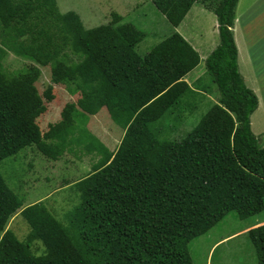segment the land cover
Wrapping results in <instances>:
<instances>
[{
	"label": "trees",
	"instance_id": "trees-1",
	"mask_svg": "<svg viewBox=\"0 0 264 264\" xmlns=\"http://www.w3.org/2000/svg\"><path fill=\"white\" fill-rule=\"evenodd\" d=\"M150 2L173 29L193 4L216 20L218 44L204 68L217 104L175 142L158 140L154 125L188 91L183 78L199 63L178 33L139 56L142 33L117 15L85 29L75 13H59L54 0H0V161L30 146L50 161L72 145L98 156L74 184L79 202L66 227L41 202L20 211L29 228L24 243L1 234L21 201L0 175V264H192L187 245L227 214L243 220L264 211V147L249 128L257 100L238 74L231 32L237 0ZM7 53L48 67L53 85H72L79 94L44 133L35 120L45 113L43 100H53L51 88L37 93L32 64L6 72ZM101 109L122 130L114 151L83 126L75 136L74 118ZM247 238L256 264H264V223ZM33 241L43 247L39 257L29 251Z\"/></svg>",
	"mask_w": 264,
	"mask_h": 264
},
{
	"label": "rangeland",
	"instance_id": "rangeland-1",
	"mask_svg": "<svg viewBox=\"0 0 264 264\" xmlns=\"http://www.w3.org/2000/svg\"><path fill=\"white\" fill-rule=\"evenodd\" d=\"M54 1L59 13H75L85 29L107 24L112 15L119 16V23H129L142 33L143 38L135 47L139 56H143L173 31L198 42L209 39L217 41V34L212 30L213 25L210 21L212 14L204 11L199 4L192 5L176 30L171 28L164 17L156 11L150 0ZM252 1L239 0L235 14H243L247 4ZM255 3L257 9L255 16L258 17L256 21L262 24L264 23V0H255ZM257 30L260 29H257L256 24L253 23L249 40L257 38ZM238 41L239 54L245 61L244 69L249 74L247 49L241 35ZM205 43L207 42L203 44ZM254 46L257 45L253 43ZM258 47L259 49L264 48V37L258 39ZM202 51L199 50L200 54L203 53ZM68 60H73V57L70 56ZM29 64L39 69V76L34 83L37 93L41 96L42 92L50 87L53 95L51 102L46 103L43 100L45 113L35 120L40 133H44L48 124L59 121L62 107L68 103L75 104L79 94L72 85H53L50 82L48 67L37 66L10 53H7L2 60V67L8 73L21 71ZM239 71L243 74L241 69ZM243 76L246 80L249 79L244 74ZM183 81L188 86V91L180 97L176 105L166 110L155 122L154 128L158 140L175 142L182 139L192 130L203 114L212 105L217 104L218 93L205 72L203 59L199 61L194 70L186 75ZM74 120L75 136L78 135L79 128L83 126L89 135L102 141L108 151L117 147L122 130L110 120L105 109L99 110L94 116H87L85 120L77 115ZM258 146H262L261 141L258 142ZM69 149L58 160L50 161L40 155L34 146H30L20 150L13 157L0 161L2 179L21 201L20 208L8 218L1 234L9 231L19 242L24 243L29 228L20 217V211L38 202H41L49 214L63 227L67 226L66 216L79 202L74 184L91 172V167L98 159L94 153H85L81 146L72 145ZM263 222L264 211L243 220L237 219L232 213L227 214L206 234L187 245L191 263L256 264L253 249L247 238V231ZM29 251L34 257H39L44 250L40 242L33 241L29 244Z\"/></svg>",
	"mask_w": 264,
	"mask_h": 264
},
{
	"label": "crops",
	"instance_id": "crops-1",
	"mask_svg": "<svg viewBox=\"0 0 264 264\" xmlns=\"http://www.w3.org/2000/svg\"><path fill=\"white\" fill-rule=\"evenodd\" d=\"M238 2H239V0H237L235 8H234V20H233L232 28H231L232 37H233L234 45L236 48V66H237L238 74L240 75L243 84L256 97L257 105H256L255 110L252 112V114L249 117V128H250V132L252 133V135L256 139L257 145H258V142L261 141V143H262L261 147H264V53H263L264 48L259 49V47H258V39L260 37L261 38L264 37V23L259 24L256 21L258 19V17L255 16L256 10H257L255 8V6H256L255 0H253L251 3L248 2L249 4H247L246 9H244V11H243V14L241 13V14L236 15L235 11H236ZM203 10L206 11L204 8H203ZM208 13H210V12H208ZM210 14H212V13H210ZM241 20H242V24H241ZM210 21L212 22V25H213L212 30H214L217 34L216 20H215V17L213 14H212V19H210ZM253 23L256 24V28L260 29V30H257L258 35H257V38H255V40H254V38L249 40L248 37H249V34L251 35L250 30L252 28ZM180 24L175 28L176 30L178 29ZM260 32H261V35H260ZM179 35L193 48L194 51L197 52L198 57H199V61L201 59H203V61H204L206 56L218 44V36L217 35H216L217 41H213V40L209 39L208 41L202 40L201 42H198L197 40H193L192 38L189 39L180 33H179ZM239 35H241V37H243V43L247 49V62H248L249 67H250V69H249L250 73L249 74H247V70L244 69V64H246V63L239 54L240 53V51H239L240 45H239V41H238ZM204 42H207V43L203 44ZM253 43H255V45H257V46L253 47ZM200 49H201V51L204 50V51H202L203 52L202 54H200V52H199ZM249 51H251L250 55H249ZM239 66H240L242 73L246 76V78H249V79H247L248 81L245 79L243 74L240 73ZM186 75L184 76L183 80L186 78ZM246 83H248L249 86ZM98 141L103 146H105L102 143V141H100V140H98ZM105 148H107V147L105 146ZM114 150H112V151H114ZM263 223H261V224H263ZM261 224H258V225H261Z\"/></svg>",
	"mask_w": 264,
	"mask_h": 264
}]
</instances>
